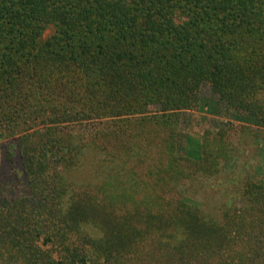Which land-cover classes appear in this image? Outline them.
<instances>
[{"label":"trees","instance_id":"16d2710c","mask_svg":"<svg viewBox=\"0 0 264 264\" xmlns=\"http://www.w3.org/2000/svg\"><path fill=\"white\" fill-rule=\"evenodd\" d=\"M221 105L264 129V0H0V264H264V181L179 196Z\"/></svg>","mask_w":264,"mask_h":264},{"label":"rangeland","instance_id":"374dc122","mask_svg":"<svg viewBox=\"0 0 264 264\" xmlns=\"http://www.w3.org/2000/svg\"><path fill=\"white\" fill-rule=\"evenodd\" d=\"M204 94L209 96L210 90L205 89ZM222 106L218 108L220 114H213L214 112L207 109L193 110L189 117H183L180 130L184 135H188L192 142L199 140L206 143L207 139H214L216 149L224 155L225 165L232 170L235 167L238 170L236 175L242 177L230 181L227 177L219 176L213 179L214 184L205 178L196 182L193 188L189 185L186 188L179 182L181 193L179 196L186 198L184 202L187 201L189 205H200L201 198L210 197L215 191L233 190L237 195L242 194L243 187L238 188L237 185L241 184L244 176H255L264 181V129L243 121L250 118L244 114L246 110L235 106L229 108ZM10 140L11 138H8V141L0 140V169L3 163V149L11 142ZM223 149L228 150V153H224ZM187 165L191 166L192 163Z\"/></svg>","mask_w":264,"mask_h":264}]
</instances>
